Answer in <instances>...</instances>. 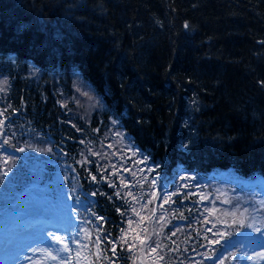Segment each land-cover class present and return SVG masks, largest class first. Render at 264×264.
I'll return each instance as SVG.
<instances>
[{
  "label": "trees",
  "instance_id": "obj_1",
  "mask_svg": "<svg viewBox=\"0 0 264 264\" xmlns=\"http://www.w3.org/2000/svg\"><path fill=\"white\" fill-rule=\"evenodd\" d=\"M0 76L10 111L28 124L13 121L20 136L10 147L32 154L29 141L43 133L44 163L62 155L80 166L64 186L89 226L93 264H137L150 239L159 264L237 263L207 259L219 247L194 234L168 237L186 225L162 232L142 222L137 241L131 204L114 185L132 183L140 155L169 179L177 170L264 178V0H0ZM73 83L94 103L87 120L63 106ZM113 123L119 138H96L87 170L82 144L92 134L109 142ZM20 164L0 153L1 222L38 181Z\"/></svg>",
  "mask_w": 264,
  "mask_h": 264
},
{
  "label": "rangeland",
  "instance_id": "obj_2",
  "mask_svg": "<svg viewBox=\"0 0 264 264\" xmlns=\"http://www.w3.org/2000/svg\"><path fill=\"white\" fill-rule=\"evenodd\" d=\"M9 85L8 78L0 76V153L7 161L20 160L19 169L25 166L23 171L33 173L38 181L19 191L21 195L16 198L12 210L6 211L3 216H7L6 220L0 221V264H93L89 226L79 219L74 209L78 204L69 198L64 186L66 174L72 178V168L80 166L77 167L70 159L71 165L69 157L63 159L62 155L60 161H56L54 156L44 163L36 155V151L43 155L46 150L43 133L29 141L32 154L10 147L8 142H14L20 136L19 129L16 132L11 127L13 121H20V114L11 112L7 105L6 90ZM72 92L71 102L66 104L63 101V106L71 117L87 120L90 117L88 108L94 103L81 83H73ZM61 96H65L63 90ZM20 122L24 128L28 126L26 122ZM117 126L113 123L110 129L107 124L104 132L108 130L109 142L103 140V136L92 134L88 143L82 144L81 159L88 160L87 170L99 155L96 147L99 142L95 139H102L104 144L117 140ZM31 137L28 136L27 141ZM122 137L126 139L125 135ZM37 140L38 145H35ZM77 163L81 164L80 160ZM176 172L174 178H165L140 155L132 183L120 179V184H113L131 204L132 227L140 228L134 238L141 241L145 236V229L142 231L145 224L142 222L157 225L162 232L172 225H186L187 228L178 227L184 229L181 233L173 235L171 232L168 237L194 234L210 241L212 248H219L207 251L214 255H207V259L231 255L238 258L236 264H264V178H243L232 171L214 172L206 177L181 170ZM149 232L150 237H154V233ZM55 236H59L63 243H58ZM140 243L143 246L137 264H159L161 255L151 239L150 242L145 240Z\"/></svg>",
  "mask_w": 264,
  "mask_h": 264
},
{
  "label": "snow or ice",
  "instance_id": "obj_3",
  "mask_svg": "<svg viewBox=\"0 0 264 264\" xmlns=\"http://www.w3.org/2000/svg\"><path fill=\"white\" fill-rule=\"evenodd\" d=\"M185 27H187V24L185 25ZM0 115H2V113H0ZM20 151H24V149H19ZM5 175H7V173H5ZM93 180H95L96 178L93 176L92 177ZM54 239L58 242V243H63V241L61 240V238L59 236H55ZM65 250H67V245H65ZM153 251H155V249H153ZM53 259H55V257H53Z\"/></svg>",
  "mask_w": 264,
  "mask_h": 264
}]
</instances>
